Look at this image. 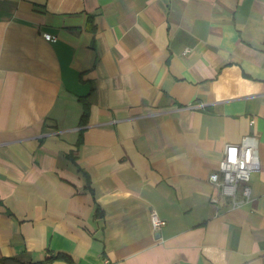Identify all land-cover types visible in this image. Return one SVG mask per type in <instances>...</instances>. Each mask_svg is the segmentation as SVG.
I'll return each mask as SVG.
<instances>
[{"label": "crops", "instance_id": "crops-1", "mask_svg": "<svg viewBox=\"0 0 264 264\" xmlns=\"http://www.w3.org/2000/svg\"><path fill=\"white\" fill-rule=\"evenodd\" d=\"M247 133L232 207L208 176ZM54 255L264 264V0H0V264Z\"/></svg>", "mask_w": 264, "mask_h": 264}, {"label": "built area", "instance_id": "built-area-1", "mask_svg": "<svg viewBox=\"0 0 264 264\" xmlns=\"http://www.w3.org/2000/svg\"><path fill=\"white\" fill-rule=\"evenodd\" d=\"M43 36L46 40H56V36L50 33H43ZM249 123L252 124L253 119ZM257 148V137L251 133L243 135L239 142L227 143L216 169L208 176L219 192L230 198L232 207H242L251 201V175L259 169ZM150 223L152 229L158 231L166 221L151 211Z\"/></svg>", "mask_w": 264, "mask_h": 264}, {"label": "trees", "instance_id": "trees-1", "mask_svg": "<svg viewBox=\"0 0 264 264\" xmlns=\"http://www.w3.org/2000/svg\"><path fill=\"white\" fill-rule=\"evenodd\" d=\"M86 114H87V111H86V109L84 110V112H83V115H82V118L84 119V117L86 116ZM56 257H64L65 259H68V260H70V258H68V257H66V256H64V255H54V256H51V257H46V259H44L43 261H39V262H36V263H31V264H43L44 262H46L47 260H51L52 258H56ZM18 264V263H17Z\"/></svg>", "mask_w": 264, "mask_h": 264}]
</instances>
